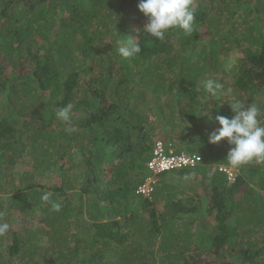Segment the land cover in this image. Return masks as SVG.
<instances>
[{
    "label": "trees",
    "instance_id": "trees-1",
    "mask_svg": "<svg viewBox=\"0 0 264 264\" xmlns=\"http://www.w3.org/2000/svg\"><path fill=\"white\" fill-rule=\"evenodd\" d=\"M139 2L0 0V264H205L207 253L209 264H264V162L229 184L213 167L230 146L208 142L234 100L259 106L264 125V0H193L194 31L163 41L143 32ZM129 38L134 58L118 51ZM68 104L65 123L56 112ZM158 139L203 163L143 198ZM196 183L213 198L195 201ZM203 207L192 227L184 213Z\"/></svg>",
    "mask_w": 264,
    "mask_h": 264
},
{
    "label": "clouds",
    "instance_id": "clouds-1",
    "mask_svg": "<svg viewBox=\"0 0 264 264\" xmlns=\"http://www.w3.org/2000/svg\"><path fill=\"white\" fill-rule=\"evenodd\" d=\"M192 3L193 0H140L138 3V10L148 21L143 32L147 37L157 41H163L166 37V33L173 29H180L186 35H191L194 31L195 23V13L192 10ZM119 43L121 46L118 51L124 58H134L142 51L141 45L130 38L120 41ZM204 86L207 92L213 97L219 98L225 95L224 86L221 83L208 80ZM229 106L232 116L226 117L223 115H216L215 121L220 127L215 132L208 134V142L210 144H218L226 140L229 144L230 148L227 149L229 152L226 150V160L228 164L216 165L213 167V171L225 173L228 183L233 184L240 176L242 167H246L245 165L247 164L251 165L254 162L256 164L264 162V125L261 124L259 119L261 109L255 103L245 106L240 100H234ZM71 111L72 105L68 104L56 112V117L65 123H69L71 120ZM158 143L162 144L165 157L195 156L199 157L200 161L194 167H175L174 169L154 172L149 168V163L154 158V150L157 148ZM154 144L151 158L146 164L147 176L145 181L139 185L135 191L136 195L150 199H153L151 196L153 191L152 184L156 182L157 178H161L162 176L173 177L176 176V174L171 173L183 169H195L203 163V158L200 155L191 150L188 151L182 143L184 149H181L179 152L175 151L176 147L167 149L164 141L160 139L156 140ZM233 168L239 169L240 173L238 176ZM246 169L249 170L247 167ZM251 177L252 176H250V178ZM243 192H245V190H243ZM52 196L53 193L46 192L42 195L41 200L47 202L52 211L59 212L61 210V205L52 200ZM213 196L211 198H204V196H201L196 201L206 202L211 200ZM203 208L204 210L200 213H184L183 217L185 220H191L192 227L197 228L202 225L201 219H204L207 215L206 208ZM231 228H233L232 225L228 227L229 233ZM8 230V223H0V235L5 234Z\"/></svg>",
    "mask_w": 264,
    "mask_h": 264
},
{
    "label": "built area",
    "instance_id": "built-area-1",
    "mask_svg": "<svg viewBox=\"0 0 264 264\" xmlns=\"http://www.w3.org/2000/svg\"><path fill=\"white\" fill-rule=\"evenodd\" d=\"M200 161L199 157H185V156H164V149L162 144L158 143L154 150V158L149 163V168L154 172L160 170L174 169L175 167H194Z\"/></svg>",
    "mask_w": 264,
    "mask_h": 264
},
{
    "label": "rangeland",
    "instance_id": "rangeland-1",
    "mask_svg": "<svg viewBox=\"0 0 264 264\" xmlns=\"http://www.w3.org/2000/svg\"><path fill=\"white\" fill-rule=\"evenodd\" d=\"M105 35H107V33H105ZM104 35V38L106 37ZM103 39V38H102ZM227 48H228V52H227V54H229V55H235L236 53L234 52V51H231V47L230 46H232V45H230V44H228V45H225ZM233 49V48H232ZM233 53H231V52ZM226 54L223 56V58L222 59H226ZM32 112H33V110H29L28 111V113H29V115H31L32 114ZM159 135L162 137L163 136V133H159ZM177 143V142H176ZM227 152H229V150H227ZM233 170L235 171V173L237 174V176L239 175V169H236V168H233ZM166 179L167 180H170V181H175L176 180V176H173V177H166ZM251 179H253V177L251 178ZM250 180V178H248V181ZM198 181H202V178H201V176L199 175V177H198ZM196 188H197V190L196 191H198L199 192V194L194 198V200L196 201V200H198L201 196H204V198H211L212 197V192H211V187L209 186V187H205V186H200V184L199 183H196ZM251 186H253V187H255L256 188V186H254V185H251ZM246 186H244L243 187V189H242V191L243 190H246ZM262 191L260 190V193H261ZM161 212H163V210H161ZM208 223H209V221H207ZM233 228H231V230H230V239H229V241H232V240H234V238L236 237V234L234 233V231L232 230ZM233 242V241H232ZM227 258V261L226 262H229V263H233V262H235L234 260H232L233 258H231V257H226ZM210 259H211V255L210 254H206L205 256H204V258H203V261H205L204 263L205 264H209V262H210Z\"/></svg>",
    "mask_w": 264,
    "mask_h": 264
}]
</instances>
